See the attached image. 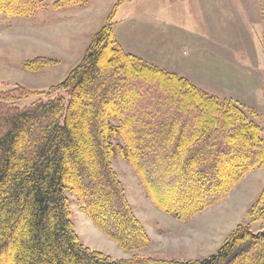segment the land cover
Segmentation results:
<instances>
[{"label":"trees","instance_id":"obj_1","mask_svg":"<svg viewBox=\"0 0 264 264\" xmlns=\"http://www.w3.org/2000/svg\"><path fill=\"white\" fill-rule=\"evenodd\" d=\"M46 1L0 0V22L33 16ZM124 1L56 87L67 103L59 97L20 108L17 101L36 92L0 88V264H264V229L252 228L264 222V187L248 210L252 223L238 225L217 254L202 260L113 259L76 232L68 191L121 249L150 246L113 167L115 154L133 168L151 202L180 222L264 168V128L252 120L255 112L121 46L114 18ZM85 6L58 0L52 8ZM57 63L41 56L23 69L38 73Z\"/></svg>","mask_w":264,"mask_h":264},{"label":"rangeland","instance_id":"obj_2","mask_svg":"<svg viewBox=\"0 0 264 264\" xmlns=\"http://www.w3.org/2000/svg\"><path fill=\"white\" fill-rule=\"evenodd\" d=\"M56 1L47 0L28 18L1 19L0 88L9 90L21 85L36 92L17 101V107L59 97L67 103L64 90L56 87L81 61L91 33L100 30L120 0H84L86 6L80 10H54ZM73 13L80 36L65 41L57 37V23ZM114 22V33L121 44L125 43L122 33L129 26L137 29L142 22L161 24L171 52L160 55L161 62L155 65L177 73L210 95L241 103L256 113L252 120L264 128V0H125L117 7ZM41 56L59 63L38 73L23 69L27 61ZM112 163L136 217L151 238L149 247L121 249L94 225L71 191L68 197L75 230L83 244L113 259L202 260L217 254L238 225L251 222L248 210L264 187V168H257L226 199L190 221L180 222L151 202L127 161L115 154ZM252 228L262 231L264 222Z\"/></svg>","mask_w":264,"mask_h":264},{"label":"crops","instance_id":"obj_3","mask_svg":"<svg viewBox=\"0 0 264 264\" xmlns=\"http://www.w3.org/2000/svg\"><path fill=\"white\" fill-rule=\"evenodd\" d=\"M78 9L80 10V8ZM75 18L76 15L73 13L68 18L62 17L58 20L57 37L66 41V38L72 39L80 36V31L77 29L78 23ZM143 25V22L142 24L138 23L137 29L129 26L126 33H122V41L127 43V47L125 43L120 44L128 53L134 54L153 65L158 64L162 59V57H159L160 55L164 54V56H167L171 52L169 37L162 34V26L157 22ZM149 26L151 27L150 29ZM90 36L92 37V33Z\"/></svg>","mask_w":264,"mask_h":264}]
</instances>
